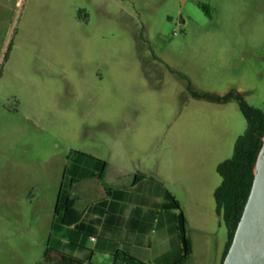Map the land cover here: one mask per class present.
Instances as JSON below:
<instances>
[{
	"label": "rangeland",
	"instance_id": "1",
	"mask_svg": "<svg viewBox=\"0 0 264 264\" xmlns=\"http://www.w3.org/2000/svg\"><path fill=\"white\" fill-rule=\"evenodd\" d=\"M232 91L264 112V0H0V264H40L48 246L88 257L87 238L52 229L77 151L109 163L108 186L166 180L215 229L210 246L188 228L186 264H220L228 229L206 192L247 122L236 100L194 93Z\"/></svg>",
	"mask_w": 264,
	"mask_h": 264
},
{
	"label": "crops",
	"instance_id": "2",
	"mask_svg": "<svg viewBox=\"0 0 264 264\" xmlns=\"http://www.w3.org/2000/svg\"><path fill=\"white\" fill-rule=\"evenodd\" d=\"M109 168L108 163L103 183L96 178L84 179L72 184L70 190V196L75 200L76 208L85 213L84 221L87 228L93 230V235L87 238L84 243L85 246L89 247L87 249L89 251L88 256H91L87 264H92L96 255L110 257L115 262V255L120 252H127L144 264H170L176 261L181 252V242L177 233L179 210L168 207L170 199L167 192H170L183 208L186 235L191 239L193 245L192 255L195 253L196 245L188 228L197 230L201 234L205 233L208 238L212 234L210 236L211 241H208L212 246L215 229L209 230L204 223L200 225L193 223L194 221L192 217H189L186 207L182 206V197L180 200L178 195L166 188V180L162 181L142 172L154 180L143 179L135 185L134 177L127 185L112 187L105 182ZM195 172L197 174L190 176L203 175L202 168H196ZM209 186L210 188L206 192L208 198H206L210 203L208 206L210 212L212 211L210 218L216 222V226L217 221L221 225V218L216 213L215 201V191L220 184L215 183V185ZM106 187L112 188V191L108 193ZM181 187L191 200L188 211L194 213L198 207L199 202L196 201L199 199L201 187L197 188L194 184L188 183V180ZM99 201H106V204L101 206L100 210L88 212L89 207ZM59 236L60 239H64L70 244L73 241L77 244L82 240V236L77 232L75 237H72L75 239L61 237L60 234ZM226 245L227 243L224 245L221 255L219 254L220 264ZM90 250L94 252L91 253Z\"/></svg>",
	"mask_w": 264,
	"mask_h": 264
},
{
	"label": "trees",
	"instance_id": "3",
	"mask_svg": "<svg viewBox=\"0 0 264 264\" xmlns=\"http://www.w3.org/2000/svg\"><path fill=\"white\" fill-rule=\"evenodd\" d=\"M194 95L207 97L218 103L236 100L247 122L245 133L235 143L233 156L220 163L217 167V172L221 176L222 182L215 191L216 213L224 221L228 229V241L222 264L233 241L253 185L255 163L263 144L264 112L259 108L249 105L239 92L232 91L224 96L202 95L198 93H194ZM75 153L82 155L84 160L73 166L69 181L66 184L63 181L61 184L55 205L52 229L59 234L64 229H71V231L77 232L85 238H90L93 235V230L87 228L84 221L85 213L80 212L76 208L75 200L70 196V190L72 184L84 179L96 178L103 183L108 162L87 153L79 151ZM143 179L154 180V178L148 177L143 173H137L134 178V184L136 185ZM106 190L109 193L112 191V188L106 187ZM167 196L170 199L168 207L179 210L177 233L181 242L180 257L170 264H186L193 253L192 241L186 235L185 218L181 206L170 192H167ZM105 204L106 201L94 203L89 207L88 212L100 210L101 206ZM85 240L81 242L85 243ZM73 242L74 246L82 247L78 245L80 244L79 242H76L77 244ZM90 252L94 251L90 250ZM90 259L91 256L84 259L58 248L48 246L44 252L43 262L40 264H87V261ZM115 259L114 264H144L127 252H120L118 255H115Z\"/></svg>",
	"mask_w": 264,
	"mask_h": 264
},
{
	"label": "water",
	"instance_id": "4",
	"mask_svg": "<svg viewBox=\"0 0 264 264\" xmlns=\"http://www.w3.org/2000/svg\"><path fill=\"white\" fill-rule=\"evenodd\" d=\"M262 141L251 192L222 264H264V136Z\"/></svg>",
	"mask_w": 264,
	"mask_h": 264
}]
</instances>
